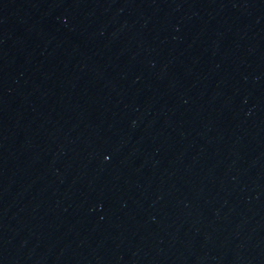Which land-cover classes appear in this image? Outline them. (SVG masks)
I'll return each instance as SVG.
<instances>
[{"label":"water","instance_id":"95a60500","mask_svg":"<svg viewBox=\"0 0 264 264\" xmlns=\"http://www.w3.org/2000/svg\"><path fill=\"white\" fill-rule=\"evenodd\" d=\"M262 264H264V260H263Z\"/></svg>","mask_w":264,"mask_h":264}]
</instances>
